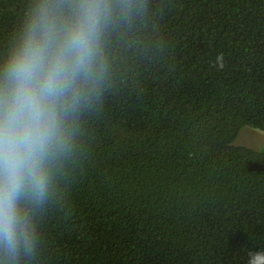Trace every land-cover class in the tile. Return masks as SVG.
<instances>
[{"label": "trees", "instance_id": "1", "mask_svg": "<svg viewBox=\"0 0 264 264\" xmlns=\"http://www.w3.org/2000/svg\"><path fill=\"white\" fill-rule=\"evenodd\" d=\"M142 3L107 36V84L30 264H248L264 251V150L233 144L244 125L264 130V0ZM25 5L0 0V48Z\"/></svg>", "mask_w": 264, "mask_h": 264}, {"label": "clouds", "instance_id": "2", "mask_svg": "<svg viewBox=\"0 0 264 264\" xmlns=\"http://www.w3.org/2000/svg\"><path fill=\"white\" fill-rule=\"evenodd\" d=\"M143 6L26 0L0 48V264H30L38 255L39 217L59 197L80 149L81 118L107 84V36ZM248 264H264V251L249 252Z\"/></svg>", "mask_w": 264, "mask_h": 264}, {"label": "rangeland", "instance_id": "3", "mask_svg": "<svg viewBox=\"0 0 264 264\" xmlns=\"http://www.w3.org/2000/svg\"><path fill=\"white\" fill-rule=\"evenodd\" d=\"M233 144L247 146L256 150H264V130L244 125Z\"/></svg>", "mask_w": 264, "mask_h": 264}]
</instances>
